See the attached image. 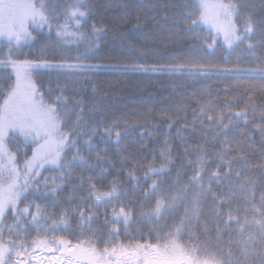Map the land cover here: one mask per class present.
Here are the masks:
<instances>
[{
  "label": "snow or ice",
  "instance_id": "snow-or-ice-1",
  "mask_svg": "<svg viewBox=\"0 0 264 264\" xmlns=\"http://www.w3.org/2000/svg\"><path fill=\"white\" fill-rule=\"evenodd\" d=\"M123 7L139 20L142 0ZM176 7L165 17L168 40L183 36L187 51L151 64L101 65L86 62L108 31L94 19L95 0H0V264H264V151L257 158L253 135L238 133L240 121L251 123L264 146V105L252 95L236 111L230 100L196 101L190 113L165 110L168 129L179 124L176 137L161 140L151 160H136L120 146L133 134L140 143L153 139L151 121L90 122L85 100L65 95L66 86L45 90L36 79L55 72L87 83L111 68L260 81L264 91V0L259 9L256 0H186ZM81 44L84 51L69 59V47ZM218 46L243 50L253 66L211 62ZM49 48L59 60L46 58ZM197 133L204 143L190 142ZM110 143L127 166L126 182L105 184L115 167H102ZM14 144L23 145L22 154ZM173 172L174 179H162ZM125 183L131 189L122 192ZM136 192L141 200L124 202ZM134 224L151 226L147 238L140 229L130 232Z\"/></svg>",
  "mask_w": 264,
  "mask_h": 264
},
{
  "label": "trees",
  "instance_id": "trees-1",
  "mask_svg": "<svg viewBox=\"0 0 264 264\" xmlns=\"http://www.w3.org/2000/svg\"><path fill=\"white\" fill-rule=\"evenodd\" d=\"M55 2V0H54ZM97 11L94 17L95 21L102 22L108 29L107 34L100 40V47L90 54L87 63L112 65L124 63H145L151 64L156 60L165 61L172 55L181 54L187 51L189 43L184 42L183 36L177 38V42L172 43L168 40V30L171 27L169 20L165 17L173 16L179 9L176 5H182L186 0H142L143 10L139 14V20L136 19V11H132L131 15L125 14L123 7L126 3H137L139 0H95ZM167 5V7H165ZM256 7L259 9V0H256ZM139 23V29L134 26ZM87 27L83 31H89ZM53 34L52 40L55 41ZM43 41L44 37L41 36ZM131 43L132 47L128 45ZM39 47L37 44L33 51L39 56ZM84 44H81L77 50L76 45H71L67 50L69 59L75 57L78 52L84 51ZM25 51H29L25 49ZM143 53H147L144 55ZM247 55L243 50L231 51L226 50L222 46H218V50L214 56L210 57L211 62L221 64V66L231 67L237 59L242 61V67L253 66L244 57ZM229 59L228 65H223V57ZM33 58V57H30ZM48 59L59 60V55L54 54L49 48L46 56ZM206 59H209L206 57ZM38 83L47 90L49 87L55 92L58 87H65V95L72 99H83L87 102L84 111V119L90 122L99 121L103 116L102 123L110 126L113 123L127 122L129 124H144L151 121L152 125L157 129L155 137L151 140H145L144 143L138 141L137 134L125 140L120 149H126L130 154V158L139 160L142 157H148L151 160L154 150H157L161 140L166 136L176 137V129L179 124L171 130L167 127V121L162 119V113L165 110L184 108L187 112L197 108L196 101H211L216 104H223L225 100L232 101L233 110H239L245 107L248 96L252 95L255 104L259 107L264 105V91L261 90V82L236 81L225 77L212 76L210 78L197 79H177L155 74H138L126 71L113 70L111 68H102L92 74L90 82L78 83L77 77L58 74V73H41L36 77ZM95 88V93L93 92ZM97 107L95 112L90 111L91 108ZM175 118V117H174ZM191 121V115L188 116ZM241 127L238 133L244 135L252 134L253 143L252 150L258 158L260 153L264 151L261 137L258 133L253 132L252 124L244 126L243 121L239 122ZM256 123H259L257 119ZM152 130L151 128L149 129ZM187 135V133H183ZM239 139V134L237 135ZM136 141V143H133ZM190 142L204 143L203 134L197 133L193 135ZM99 144V148L104 145ZM145 144L147 147H145ZM20 147L23 153V145H13V150ZM120 149L114 144L108 145V150L104 155L102 167H107L109 163L115 165L111 169V174L107 176L105 184L113 179L118 182H126L127 166L121 168V160L123 157L118 155ZM180 145L176 144V151H179ZM30 154V153H29ZM94 159L95 153H92ZM77 175L79 173H76ZM142 176L143 171L135 173ZM176 173L171 176L163 177L165 180H172ZM258 175V174H257ZM150 183V181L148 182ZM71 187V186H69ZM131 185L125 183L120 191H129ZM68 194V189L64 195ZM142 193L136 192L126 197L124 202L128 200L138 202L141 200ZM207 212V209H205ZM171 223V220L168 221ZM136 229H140L147 238L151 226L147 224H134L130 232L136 235ZM123 240L124 237L122 236ZM139 239V236H137ZM127 242V241H125Z\"/></svg>",
  "mask_w": 264,
  "mask_h": 264
}]
</instances>
